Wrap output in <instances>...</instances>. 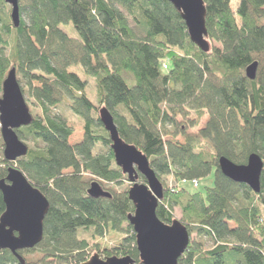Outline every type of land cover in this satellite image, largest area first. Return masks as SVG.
<instances>
[{
	"label": "trees",
	"instance_id": "obj_1",
	"mask_svg": "<svg viewBox=\"0 0 264 264\" xmlns=\"http://www.w3.org/2000/svg\"><path fill=\"white\" fill-rule=\"evenodd\" d=\"M204 1L208 52L191 41L168 0H20L18 28L0 0V92L16 67L34 105L32 123L18 131L33 143L16 164L50 203L43 241L21 252L27 261L36 249L42 264L87 261L94 248L80 238L82 229L101 240L114 233L118 246L101 250L99 242L97 250L142 264L128 221L135 207L128 188L117 189L129 180L115 162L100 107L86 93L88 77L122 139L149 158L163 184L158 217L171 224L178 208L191 236L197 232L214 241L211 248L191 241L179 264H264V171L256 193L219 166L221 156L236 164L247 163L252 153L264 159V0ZM70 25L77 38L62 28ZM253 63L258 67L251 79L247 69ZM64 99L84 124L83 140L75 145L69 142L73 129L55 112ZM98 145L105 150L96 153ZM10 165L2 155L0 180ZM211 174L215 184L205 194L183 184L198 180L200 186ZM92 178L109 185L104 189L112 196L91 197ZM139 180L146 182L142 175ZM5 210L0 191V217ZM0 264L21 263L1 250Z\"/></svg>",
	"mask_w": 264,
	"mask_h": 264
},
{
	"label": "water",
	"instance_id": "obj_2",
	"mask_svg": "<svg viewBox=\"0 0 264 264\" xmlns=\"http://www.w3.org/2000/svg\"><path fill=\"white\" fill-rule=\"evenodd\" d=\"M10 7V18L15 28L21 24L20 0H4ZM185 21L191 41L202 51L211 48L207 28V8L204 0H168ZM257 63L251 64L247 74L256 77ZM99 119L111 140L115 162L127 175L131 184L128 194L135 210L128 215V221L136 234V246L142 264H179L191 242L188 227L179 219L171 224L163 222L157 215L160 201L164 198V186L149 158L135 145L122 139L113 114L107 107L99 110ZM33 115L18 79L17 68L8 72L2 84L0 96V133L4 142V157L12 163L7 176L0 180L6 210L0 217V251L9 250L21 264L28 263L21 251L32 250L44 239V220L50 203L48 198L35 187L25 173L13 164L26 156L29 146L18 131L29 126ZM222 173L236 183L246 184L254 192L261 191L264 159L258 153L249 155L247 163L236 164L226 156L219 158ZM142 175L145 183L140 182ZM88 193L91 197H111L98 181L91 183ZM80 264H137L130 256H107L96 253Z\"/></svg>",
	"mask_w": 264,
	"mask_h": 264
},
{
	"label": "rangeland",
	"instance_id": "obj_3",
	"mask_svg": "<svg viewBox=\"0 0 264 264\" xmlns=\"http://www.w3.org/2000/svg\"><path fill=\"white\" fill-rule=\"evenodd\" d=\"M7 11H8V15L10 16V11H11V7L9 5H7ZM131 25L132 27H135V24L133 23V21L131 20ZM70 36L77 38L78 37V33L76 32L75 28L70 25V26H63L62 27ZM7 54H9V49L6 51ZM72 70H76L75 68H72ZM80 76L83 78L85 75L80 74ZM86 78V76L84 77ZM18 79L20 81L21 77H19L18 75ZM87 79V88H86V93L89 96V98L93 101V103L96 106H99L101 108V104L99 105V102L97 100V94H96V86H95V82L92 78H86ZM22 85V82H21ZM24 85V84H23ZM2 95V91L0 92V96ZM26 100L29 104V106L32 108L34 107L33 105V101L31 99H29L28 95H26ZM100 110V109H99ZM55 112L59 115H61V117L67 122V124L73 129V134L69 139V142L72 145H75L79 142H81L83 140L84 134H85V129H84V124H83V120L78 117L77 115H75L73 113V111L70 108V102L67 99H64V101L58 106V108L55 109ZM97 115L99 116V111L97 113ZM196 128L191 129V132H195ZM2 139V137H1ZM178 139L180 141H184V137H178ZM23 141L25 143H27L28 145H32L33 141L31 139H23ZM207 148L209 149V145L207 146ZM105 150L104 146L98 145L95 149V152L100 153L103 152ZM4 155V142L3 139L0 142V157ZM127 177V176H126ZM166 182L169 185H172V180H175L173 178V176H169V177H165ZM93 181H98L97 178H92L91 182ZM185 184V187L191 191V192H200V193H206V188L208 187H214L215 184V176L214 174L209 175L208 177H205L204 179L200 180V186L195 188L191 182L188 183H183ZM103 186V185H102ZM105 189H109V185L104 186ZM123 188H130V184L128 181L123 182L121 185H119L117 187V189H123ZM175 214H176V219H179L182 217V213L181 211L176 208L175 210ZM230 225L233 226L234 223L230 222ZM80 238H85L88 241H90V243L93 245V250L91 251V256H93L94 254L98 253L100 254V256L102 258H105L106 256L104 255V253L99 252L97 249L98 247L95 246L96 243H101L100 245V249L103 250L104 246H106V244H109V246L111 248L113 247H117L118 243L117 241L119 240L120 237L116 236L114 233L109 232L107 233L106 236H104V238L101 240L99 238H96L93 236V230H88V231H83L82 229L80 230ZM191 241H196V242H202L205 243L204 248H211L214 246V241L209 239L208 237L205 236H201L200 234H198L197 232H194L191 236ZM99 243V244H100ZM116 255V254H114ZM113 256V255H111ZM119 257H122L121 255H116ZM26 257L28 259V262L30 263H39V260L41 259L42 255L41 252H39L37 249L34 252L31 253H27ZM52 262L50 264H57V260H51ZM138 264V263H137Z\"/></svg>",
	"mask_w": 264,
	"mask_h": 264
},
{
	"label": "built area",
	"instance_id": "obj_4",
	"mask_svg": "<svg viewBox=\"0 0 264 264\" xmlns=\"http://www.w3.org/2000/svg\"><path fill=\"white\" fill-rule=\"evenodd\" d=\"M183 182H184V180H183ZM193 182H194V186L197 187L199 185V181L198 180H194Z\"/></svg>",
	"mask_w": 264,
	"mask_h": 264
},
{
	"label": "bare ground",
	"instance_id": "obj_5",
	"mask_svg": "<svg viewBox=\"0 0 264 264\" xmlns=\"http://www.w3.org/2000/svg\"><path fill=\"white\" fill-rule=\"evenodd\" d=\"M165 67V66H164ZM165 191V190H164ZM112 194V193H111Z\"/></svg>",
	"mask_w": 264,
	"mask_h": 264
}]
</instances>
